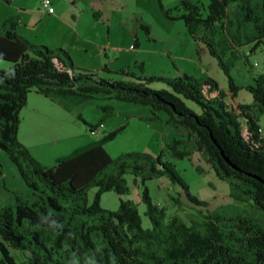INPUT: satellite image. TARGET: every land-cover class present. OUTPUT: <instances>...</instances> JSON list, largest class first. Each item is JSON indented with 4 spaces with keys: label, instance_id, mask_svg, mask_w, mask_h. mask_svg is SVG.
Returning <instances> with one entry per match:
<instances>
[{
    "label": "trees",
    "instance_id": "obj_1",
    "mask_svg": "<svg viewBox=\"0 0 264 264\" xmlns=\"http://www.w3.org/2000/svg\"><path fill=\"white\" fill-rule=\"evenodd\" d=\"M253 1L211 0L206 16L205 7L192 0L164 10L170 19L185 23L195 43L207 46L228 77V90L211 76L199 79L185 73L147 77L122 70L114 74L125 79H104L101 73H112L107 67L79 69L67 51L50 50L19 36L15 33L19 18H9L0 27V62L10 66L0 70V151L36 197L30 203L16 194L15 207L0 203V264H71L74 259L77 264L89 260L92 264H264V129L250 105L236 103L242 87L231 76L235 62L250 64V55L264 49V0L261 11ZM232 3L240 9L237 20L229 11ZM243 46L250 50L242 52ZM155 81L168 89L151 88ZM253 82L246 88L256 105L264 107V74ZM31 93L52 100L115 99L147 106L156 118L159 112L168 113V123L187 131L188 141L194 142L203 160L222 180L239 182L261 214L228 218L208 211L193 225L179 216L168 217L166 207L152 200L147 181L168 175L192 203H204L191 194L163 151L157 158L129 153L113 160L105 146L126 125L59 158L53 167H44L18 135L21 112ZM188 103L198 105L201 112ZM84 123L91 133L102 126V122ZM182 144L176 139L169 147L180 158L192 157ZM128 175L146 205L149 228L144 227L138 205L122 198L131 190ZM93 189L97 191L91 203ZM105 192L119 195L117 211L102 208ZM41 217L55 220L59 227L51 228Z\"/></svg>",
    "mask_w": 264,
    "mask_h": 264
},
{
    "label": "rangeland",
    "instance_id": "obj_2",
    "mask_svg": "<svg viewBox=\"0 0 264 264\" xmlns=\"http://www.w3.org/2000/svg\"><path fill=\"white\" fill-rule=\"evenodd\" d=\"M39 1L0 0V19H2V10L13 11L22 3L32 9ZM192 1L200 2L205 7L203 14L206 16L211 0ZM55 2L58 7H64L67 10L85 11L80 13V24L85 33L90 35L93 40H95L94 33H98L105 42L111 40L116 47L124 48L123 51L127 49V52L120 53V59L111 58V70H128L130 67L131 72L139 76L166 75L173 78L178 76L179 69L185 74L199 79L211 76L218 81L222 89H229L227 75L220 68L218 60L211 56L207 46L203 42L193 44V39L187 31L185 23L182 20L170 19L165 15L164 10H174L181 0H55ZM253 3L261 11L262 0H254ZM98 8L102 10V16H99L102 18L98 17L100 21H97L96 9ZM239 10L237 3L230 5L229 11L236 20ZM172 14L177 15V12L173 11ZM144 26L148 27V30ZM21 28L26 29L24 25H21ZM134 31H137L143 43L139 49L131 51L126 48L127 39L130 38L131 44L134 45L131 49L135 48L137 42ZM20 33L21 31L18 32V35L22 36ZM49 49L55 50L56 48L49 47ZM59 49L67 51L63 47H59ZM241 50L248 52L250 47L243 46ZM140 51L142 58L138 59ZM110 52L113 55L114 51L110 50ZM71 57L76 64L75 56L72 54ZM226 60L229 61L230 58L227 57ZM249 61L250 64L246 63V60L237 61L231 68V76L236 85L242 87L238 92L236 102L250 105L264 129V107L256 105L253 95L246 88L254 83V77L264 74V49L256 50L250 55ZM135 62L143 63L144 66L137 67ZM92 66L90 64L88 67ZM99 67L101 69L103 66H96L92 69ZM0 70L3 69L0 68ZM102 77L111 80L125 79L123 75L110 73H103ZM150 87L156 90L168 89V86L162 81H155L150 84ZM85 102L83 105L74 106V110H72L74 112L67 111L62 105L59 106L49 101L45 103L48 107L43 105L45 109L39 107L43 110L39 109L37 112V106L33 103L30 104V109L26 111L28 119L24 121L22 133L25 140H36L37 138L40 143L46 144L42 146L44 150L35 148L32 150V154L44 167L51 168L59 158L70 155L74 151L75 145L78 144L77 140H100L108 132L126 125V128L105 146L109 156L113 160H117L129 153H145L157 158L163 151L165 158L175 163L188 184L191 194L204 203L202 205L192 203L180 185L173 183L168 175L147 181L146 185L152 200L166 207L168 217L179 216L187 224L193 225L194 222H201L203 215L208 211L228 218L256 217L261 214L254 206L250 196L239 187V182L234 179L222 180L216 171L203 160L196 150L194 142L188 141L191 139H189L187 131L168 123V113L159 112L157 113L159 118H156L147 106L115 99L99 98L85 100ZM62 103L67 102L62 101ZM188 104L195 112H201L198 105ZM103 108H107L109 111H104ZM84 121L92 125L102 122V126L96 135H92ZM176 139L183 141L181 149L188 150L192 157L183 159L175 154V151L169 146ZM70 151L72 152L69 153ZM0 164V203L3 206L15 207L16 194L33 203L36 197L33 196L31 189L22 179L17 167L3 151H0ZM127 179L131 190L122 198L130 199L138 205L144 227L149 228L151 224L145 215L146 205L142 203L140 191L133 183V176L128 175ZM96 191L97 189H93L89 193L91 203L95 198ZM120 202V197L115 192H105L101 196V206L106 210L117 211Z\"/></svg>",
    "mask_w": 264,
    "mask_h": 264
},
{
    "label": "crops",
    "instance_id": "obj_3",
    "mask_svg": "<svg viewBox=\"0 0 264 264\" xmlns=\"http://www.w3.org/2000/svg\"><path fill=\"white\" fill-rule=\"evenodd\" d=\"M53 1V5L55 7V14L51 15L49 13H46L42 10L41 2L42 0L39 1V3L34 6L32 9L28 7L27 4H20V6L16 7L15 10L13 11H5L2 10L1 12V18L0 19V27L5 24V22L9 18H19V22L15 28V33L18 34L19 31H21V37L27 39L31 43H36V45H48L50 48H56L55 50L59 49V47H63L67 49V51L72 55L75 56V60H77V68L79 69H87V70H98L101 71L104 69V67H107L112 73L114 74L115 72L119 71H113L111 70V58L114 60L120 59V53L121 52H127L123 51L124 48H118L112 41H106L101 39L100 34H95V40L92 39V37L88 34L85 33L84 28L80 24V13L85 12L74 9V10H67V8L64 7H58L56 4L55 0ZM95 10V9H92ZM98 16H102V10L100 8L96 9ZM25 13V14H24ZM96 18V15H94ZM85 17V16H83ZM82 17V19H83ZM102 18V17H99ZM97 19V21L100 19ZM95 20V22L97 23ZM24 25L26 29L24 28L20 29V26ZM109 32V31H108ZM134 34L136 35V42L137 45H135V48L131 49L134 45L131 44V39H127V46L126 48H129L131 51H136L141 47L142 45V40L139 37V34L137 31H134ZM95 42V43H94ZM193 44L195 42L192 40ZM197 45V44H196ZM48 47V48H49ZM197 47V46H196ZM202 49V48H201ZM110 50L114 51L113 55H111ZM204 50V49H202ZM145 52V51H144ZM206 52V51H205ZM141 51L140 54H138V59H141ZM70 55V56H71ZM73 62L74 59L72 58ZM2 63V64H1ZM75 64V62H74ZM75 64V65H76ZM90 64H92V67H88ZM0 68L3 70H7L10 66L8 64H4L3 62H0ZM96 66H103L101 69L100 67L97 69H92L95 68ZM135 66H144L143 63H138L135 62ZM129 69L127 71L131 72V68L128 67ZM125 70V69H122ZM121 70V71H122ZM167 70V69H166ZM103 73H101L102 75ZM135 74V73H134ZM184 74L181 70L178 69L177 75L180 76ZM138 75V74H136ZM157 75H153V77H156ZM164 77H168L166 75H163ZM207 77V76H206ZM205 78V77H204ZM202 79V78H201ZM46 101H49L50 103L53 104H58L59 106L62 105L63 108H65L67 111H72L74 110V106L76 105H83L86 103L84 100L81 99H76V98H67V99H59V100H52L50 98L44 97L42 95H39L37 93H31L28 98V105L22 110L21 112V123L19 127V138L23 144L27 145V148L30 150L32 153V150L37 149V150H44L42 146H45L46 144L40 143L38 139L36 140H25L24 139V134L22 133V129L24 128V121L28 119L26 117V111L30 109L31 105L30 104H35L37 107L36 109L37 112L40 110H43V105L46 107L47 104ZM62 101H66L67 103H62ZM73 103V104H71ZM237 103V102H236ZM42 107V108H39ZM74 112V111H72ZM36 117V116H35ZM33 118V117H32ZM30 119V118H29ZM78 144L75 145V149L87 145L91 143L93 140H77ZM53 143V140H51ZM70 151L69 153H71ZM35 157V156H34ZM36 158V157H35Z\"/></svg>",
    "mask_w": 264,
    "mask_h": 264
},
{
    "label": "built area",
    "instance_id": "obj_4",
    "mask_svg": "<svg viewBox=\"0 0 264 264\" xmlns=\"http://www.w3.org/2000/svg\"><path fill=\"white\" fill-rule=\"evenodd\" d=\"M42 10L49 14H55V7L52 0H42L41 2ZM95 134V132H93Z\"/></svg>",
    "mask_w": 264,
    "mask_h": 264
},
{
    "label": "clouds",
    "instance_id": "obj_5",
    "mask_svg": "<svg viewBox=\"0 0 264 264\" xmlns=\"http://www.w3.org/2000/svg\"><path fill=\"white\" fill-rule=\"evenodd\" d=\"M53 15V14H51ZM97 131L95 132V134L92 133V135H96ZM41 222L43 223H49L51 228L55 229L57 227H59V225H57L55 220L49 221L47 217H41ZM71 264H77V261L74 259ZM88 264H92V261L89 260Z\"/></svg>",
    "mask_w": 264,
    "mask_h": 264
}]
</instances>
